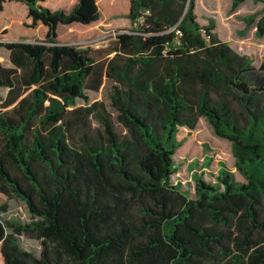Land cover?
I'll return each mask as SVG.
<instances>
[{"label":"trees","instance_id":"trees-1","mask_svg":"<svg viewBox=\"0 0 264 264\" xmlns=\"http://www.w3.org/2000/svg\"><path fill=\"white\" fill-rule=\"evenodd\" d=\"M5 1L23 2L45 32L0 40L11 64L0 61V264H264V63L256 69L213 21L200 25L195 0H128L130 26L96 47L58 31L102 20L96 0L53 10L0 0V12ZM126 2L101 0L107 12ZM256 16L244 22L264 36ZM105 79L114 115L73 132V115L99 104L70 107ZM201 116L231 142L245 181L220 163L213 182L194 173L188 194L172 180L177 132ZM13 196L29 221L1 217Z\"/></svg>","mask_w":264,"mask_h":264},{"label":"rangeland","instance_id":"rangeland-1","mask_svg":"<svg viewBox=\"0 0 264 264\" xmlns=\"http://www.w3.org/2000/svg\"><path fill=\"white\" fill-rule=\"evenodd\" d=\"M96 2L101 11L102 20L90 25L75 24L77 31L73 34L68 32L69 27L61 26L58 30L59 33L65 38H72L85 46L96 47L103 44V39L113 34L116 29L130 26L126 17L128 0L124 7L113 12L105 11L101 0H96ZM194 12L200 25H206L209 21H213L214 31L219 38L228 42L238 53L247 55L256 69L264 63V36H257L255 24L247 25L243 19L245 15L251 13L257 14V19L264 12L263 2L244 0L233 7L232 0H195ZM30 25L31 20L27 17V7L23 2H4L3 10L0 12L1 41L28 36L42 37L43 26L40 23L33 27ZM7 56V50L0 47V61L4 65H9ZM110 85V80L105 79L98 91L86 90L85 98L76 100L75 105L70 107L99 104L90 116H86L84 111L76 112L73 115V132L82 130L94 133L101 128L98 113L114 115L110 106ZM4 95V90L0 88V103ZM84 117L86 122L82 121ZM177 139L180 141V145L174 154L176 172L172 175V180L181 182L182 189L186 190L188 194L193 193L194 173H199L206 181L213 182L220 163H224L229 168L236 180L245 181L234 166L235 159L232 155L231 142L217 136L206 117L201 116L192 130L183 126L179 127ZM1 199L3 200V198ZM7 201L8 210L1 213V217L21 222L31 219L24 201L16 196ZM19 243L26 250L39 252L40 244L36 239L21 235Z\"/></svg>","mask_w":264,"mask_h":264},{"label":"crops","instance_id":"crops-1","mask_svg":"<svg viewBox=\"0 0 264 264\" xmlns=\"http://www.w3.org/2000/svg\"><path fill=\"white\" fill-rule=\"evenodd\" d=\"M76 1L77 0H47L44 4H45V6L49 7L52 10L57 9V8L70 9L76 3ZM128 25H130V23H128ZM76 26L77 25H75V24H71V25H67L65 27H69V29H67L68 32L73 34L77 31ZM42 28H43V33H44L45 28L44 27H42ZM4 66H11V64L9 62V65H4ZM4 92L6 94V90H4Z\"/></svg>","mask_w":264,"mask_h":264}]
</instances>
